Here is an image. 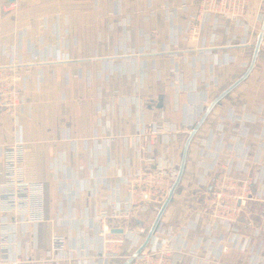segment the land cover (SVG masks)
<instances>
[{
	"label": "crops",
	"instance_id": "1",
	"mask_svg": "<svg viewBox=\"0 0 264 264\" xmlns=\"http://www.w3.org/2000/svg\"><path fill=\"white\" fill-rule=\"evenodd\" d=\"M198 3L0 0V61H17L18 85L27 99L23 113L0 115V182L2 149L24 140L25 147L37 154L44 185V222L22 223L13 211L4 215L16 247L30 245L44 251L48 223H53L54 228L70 232L75 249L81 238L78 225L84 228L95 211L112 202L124 203L127 185L121 183L122 177L146 165L142 140L157 125L169 129L156 133L155 147L147 149L148 161L173 153L181 161L188 133L198 123L195 111L245 73L264 20V0H251L243 24L228 34L222 28L214 31L211 20L199 42L187 41L186 30ZM255 115L259 120L248 124L250 133L239 137L235 128L241 118ZM176 128L183 132L174 134ZM262 131L264 39L248 78L213 108L191 142L181 183L160 223L163 228L172 226L177 235L182 227L197 223L186 238L188 249L175 251L169 264H264V198L255 197L264 183L258 162ZM214 135L224 136V151L216 141L209 146ZM216 151L224 152L222 160L225 156L239 160L241 155L249 167L248 172L233 173L250 181L246 200L236 201L235 227L244 249L233 246V232L226 233L227 240L205 233L215 221L205 208L221 167L211 169L206 182L201 176ZM0 188L6 197L13 196L12 185ZM162 204H148L150 225ZM226 245L229 249L222 251ZM129 246L127 241L124 249ZM4 252L0 249V254ZM123 262L115 259L116 264Z\"/></svg>",
	"mask_w": 264,
	"mask_h": 264
},
{
	"label": "built area",
	"instance_id": "2",
	"mask_svg": "<svg viewBox=\"0 0 264 264\" xmlns=\"http://www.w3.org/2000/svg\"><path fill=\"white\" fill-rule=\"evenodd\" d=\"M250 1L199 0L197 14L193 15L186 30L187 41L199 42L202 30L211 20L214 31L222 28L228 34L235 25L243 24ZM184 9L188 10V5H185ZM233 42L232 40L228 44ZM16 62L11 61L8 64L1 62L0 64V115L9 113L16 116L18 112L23 113L27 106L24 90L18 85L21 72ZM211 101V98L206 100L195 111L194 123L202 117ZM256 120H259L258 115L247 119L241 118L239 127L235 128V131L239 133L238 136H247L250 133L248 124ZM164 123H168V120L165 119ZM168 129L169 127L157 125L146 136L147 147L154 148L156 133H164ZM182 132L179 128L174 130V134ZM223 137V135L219 137L214 135L209 146L211 147L216 141L221 146L219 149L224 151ZM263 137L264 132L262 131L260 138ZM263 152L264 145L258 158L262 167L261 179L264 178ZM222 153L224 152L216 153L213 163L201 176V179L206 182L208 172L217 166L221 167L205 208L210 218L215 221L206 227L205 233L212 239L215 234H220L221 240H227L226 233L233 232L236 235L232 239L233 246L244 249L241 246L242 238L239 236L238 228L235 227L239 215L236 201L237 199L246 200V194L250 193V181L249 179L241 181L233 173L237 170L248 172L249 167L245 159L240 160L241 155L239 160L229 159L227 156L222 160ZM1 154L4 177L0 185H12L14 188L12 197H6V193L0 188V195L4 199L0 202V249L5 251L0 254V264H63L64 262L68 264H116L115 259L117 258L125 261L134 255L150 229L151 225L147 220L148 204L161 205L165 201L177 177L180 165L179 155L173 153L172 156L162 155L156 159L151 158L149 161L147 159L146 165L134 172L131 169L128 170L121 181L127 185L124 203L112 202L104 210L95 211L91 221L83 224L84 228L81 229L78 225L76 230L81 238H78L76 251L70 232L56 229L53 223H48L47 247L40 252L30 245L16 247L15 236L9 231L11 224L3 219L5 213L13 211L19 215L22 223L37 225L45 221L44 185L38 175L37 154L25 147L24 140L6 145ZM255 193L257 199L264 198V183L261 182ZM134 218L144 221L145 225L133 222ZM195 223L197 221L182 227L178 235L175 234L172 226L163 228L160 223L149 244L150 248L148 246L136 256L131 264H169V258L175 251L182 252L188 249L186 238L192 234ZM91 230L92 234H90ZM127 241L130 246L125 250L124 245ZM262 245L263 243L257 250L258 255L263 252ZM228 249L229 246L226 245L221 250L227 251ZM262 261L263 258L258 256L257 263Z\"/></svg>",
	"mask_w": 264,
	"mask_h": 264
},
{
	"label": "water",
	"instance_id": "3",
	"mask_svg": "<svg viewBox=\"0 0 264 264\" xmlns=\"http://www.w3.org/2000/svg\"><path fill=\"white\" fill-rule=\"evenodd\" d=\"M263 39H264V20H263V24L261 27L260 32L257 35V40L256 43L254 45V51L252 54V58L250 61V64L247 68V70L245 71V73L239 77L235 82H233L229 87H227L224 91H222L216 98H214L211 103L208 105V107L206 108L205 112L203 113L202 117L200 118V120L198 121V123L195 125V127L188 133L187 139L185 140L184 146H183V150H182V155H181V161H180V165H179V170H178V174L177 177L175 179V181L173 182L169 194L167 196V198L165 199V201L163 202L161 208L159 209V212L156 216V218L154 219L153 223L150 226V229L144 239V241L142 242V244L140 245V247L135 251L134 255L129 257L128 259H126L122 264H131V262L133 261V259L138 256L139 254H141L150 244L153 235L155 234L160 222H161V218L165 212V210L167 209L168 205L170 204L179 184L181 183L184 171H185V167H186V163H187V155L189 152V148L191 145V142L194 138V136L196 135V133L198 132V130L201 128V126L203 125V123L206 121L207 117L209 116V114L211 113V111L213 110V108L226 96L228 95L232 90H234L239 84H241L243 81H245L248 76L250 75V73L252 72V70L255 67V64L257 62V58L259 56V53L261 51L262 48V44H263ZM142 157H143V164H146L147 162V144H146V138H144L142 140ZM133 222L141 224V225H145V222L142 220H139L137 218L133 219ZM117 232H121V230H117Z\"/></svg>",
	"mask_w": 264,
	"mask_h": 264
},
{
	"label": "bare ground",
	"instance_id": "4",
	"mask_svg": "<svg viewBox=\"0 0 264 264\" xmlns=\"http://www.w3.org/2000/svg\"><path fill=\"white\" fill-rule=\"evenodd\" d=\"M199 120H200V119H199ZM199 120H198V121H199ZM146 144H147V140H146ZM147 149H148V147H147Z\"/></svg>",
	"mask_w": 264,
	"mask_h": 264
}]
</instances>
